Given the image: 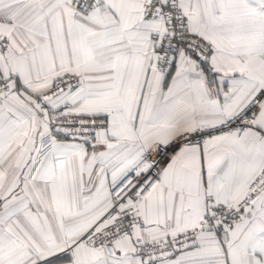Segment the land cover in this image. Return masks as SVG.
Returning <instances> with one entry per match:
<instances>
[{"label": "snow or ice", "instance_id": "1", "mask_svg": "<svg viewBox=\"0 0 264 264\" xmlns=\"http://www.w3.org/2000/svg\"><path fill=\"white\" fill-rule=\"evenodd\" d=\"M0 264H264V0H0Z\"/></svg>", "mask_w": 264, "mask_h": 264}]
</instances>
